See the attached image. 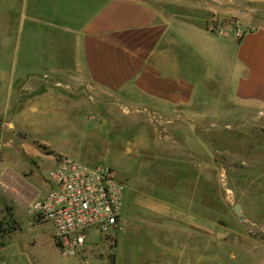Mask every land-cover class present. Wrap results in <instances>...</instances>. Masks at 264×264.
Wrapping results in <instances>:
<instances>
[{"label":"rangeland","instance_id":"1","mask_svg":"<svg viewBox=\"0 0 264 264\" xmlns=\"http://www.w3.org/2000/svg\"><path fill=\"white\" fill-rule=\"evenodd\" d=\"M24 1L0 0V28L11 39L9 49L0 52V71L20 62L15 48L25 37L16 30L26 15ZM153 1L188 18H204L207 28L228 29L233 39L264 25L262 0ZM28 41L27 49L31 36ZM13 78L0 75V101H9V91L15 88L21 102L51 105L34 113L25 108L36 121H46L27 126V131L33 134L31 128H38V138L49 140L42 143L25 132H4L2 139L10 135L13 143L2 147V154L20 159L42 178L53 164V154L108 164L126 185L125 228L112 231L107 239L93 227L86 229L85 245L74 256L61 253L51 221L32 223L28 210H17L19 228L8 231L13 233L10 243L31 262L111 264L114 241L128 234L134 237L141 264H157L150 258H158L165 241L173 252L187 254L185 264H264V105L239 102L212 81L200 87L188 105L164 108L160 115L138 106L142 100L137 98L128 99L134 103L127 107L114 98L95 103L81 93L63 92L60 80L31 78L35 89L28 92V78ZM236 202L241 218L233 208ZM3 228L0 217V237ZM118 253L120 264L133 262V255ZM171 259L180 264L177 257Z\"/></svg>","mask_w":264,"mask_h":264},{"label":"crops","instance_id":"2","mask_svg":"<svg viewBox=\"0 0 264 264\" xmlns=\"http://www.w3.org/2000/svg\"><path fill=\"white\" fill-rule=\"evenodd\" d=\"M24 6L26 15L16 30L25 37L15 48L20 62L13 69L0 71V75H13L12 82L28 78V92L35 89L31 78L60 80L65 93H81L95 103L114 98L122 107L134 103L128 99L137 98L142 100L138 105L141 108L163 115L164 108L188 105L200 87L215 81L239 102L264 105L262 24L233 39L228 29L207 28L204 18L189 19L153 0H25ZM35 12L44 14V18L37 19ZM1 28L0 52L9 49L11 41ZM9 92L12 98L0 101V217L5 227L0 237V264H41L31 262L18 247L11 246L10 239L19 228L16 211L27 210L30 201L44 195L51 184L47 175L42 178L33 173L32 168L21 165L20 159L2 154L1 148L13 143L10 135L2 139L4 132H25L31 140L48 143L49 139L38 138V128H31L33 134L27 131V126L46 121H36L25 108L34 113L39 107L51 105L21 102L15 88ZM53 156L50 167L55 165ZM39 222L43 221L32 217V223ZM125 223L123 214V228ZM132 239L133 235L127 234L114 241L111 264H120L118 252L124 251L133 255L131 264H141ZM172 249L165 241L158 258L153 254L150 260L172 264L174 256L185 264L187 254Z\"/></svg>","mask_w":264,"mask_h":264},{"label":"built area","instance_id":"3","mask_svg":"<svg viewBox=\"0 0 264 264\" xmlns=\"http://www.w3.org/2000/svg\"><path fill=\"white\" fill-rule=\"evenodd\" d=\"M50 187L27 210L38 221H51L53 237L64 255H76L86 242V229L104 233L123 228L125 183L108 164H88L67 155L55 158L47 171Z\"/></svg>","mask_w":264,"mask_h":264},{"label":"water","instance_id":"4","mask_svg":"<svg viewBox=\"0 0 264 264\" xmlns=\"http://www.w3.org/2000/svg\"><path fill=\"white\" fill-rule=\"evenodd\" d=\"M233 208H234V211L236 212V214L238 215V217L241 218L242 217L241 211H240L241 205L236 202L234 204Z\"/></svg>","mask_w":264,"mask_h":264}]
</instances>
